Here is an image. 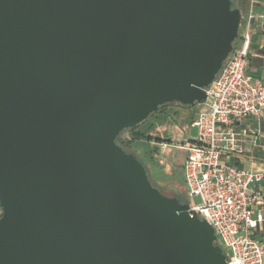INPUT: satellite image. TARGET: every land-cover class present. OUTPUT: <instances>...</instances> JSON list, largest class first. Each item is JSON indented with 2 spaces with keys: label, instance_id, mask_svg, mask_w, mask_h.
I'll return each instance as SVG.
<instances>
[{
  "label": "water",
  "instance_id": "water-1",
  "mask_svg": "<svg viewBox=\"0 0 264 264\" xmlns=\"http://www.w3.org/2000/svg\"><path fill=\"white\" fill-rule=\"evenodd\" d=\"M243 19L233 0H0V264H228L117 138L203 102Z\"/></svg>",
  "mask_w": 264,
  "mask_h": 264
},
{
  "label": "built area",
  "instance_id": "built-area-1",
  "mask_svg": "<svg viewBox=\"0 0 264 264\" xmlns=\"http://www.w3.org/2000/svg\"><path fill=\"white\" fill-rule=\"evenodd\" d=\"M252 17L244 15L242 45H235L206 89L203 108L192 122L198 136L184 146L188 150L184 163L188 192L202 200L191 209L212 225L218 242L229 250L228 264H264V243L255 235L264 223V196L250 189L251 183L264 180V173L222 160L224 154L242 152L240 137L248 134L246 120L264 110V82L254 81L246 67Z\"/></svg>",
  "mask_w": 264,
  "mask_h": 264
},
{
  "label": "rangeland",
  "instance_id": "rangeland-1",
  "mask_svg": "<svg viewBox=\"0 0 264 264\" xmlns=\"http://www.w3.org/2000/svg\"><path fill=\"white\" fill-rule=\"evenodd\" d=\"M243 30L244 22L240 32ZM202 108V104L197 103L189 107L175 105L166 111L155 112L135 127L139 132L152 136V139L138 138L131 143L132 151L147 164L156 186L168 196L179 197L190 207L199 205L202 200L198 195H189L184 170L186 154L182 146L186 145L190 138H197L198 128L192 126V121ZM123 136L128 137V131L124 132ZM157 137L160 139H156ZM161 140L167 142L168 146L164 148ZM219 244L228 254L229 250L222 243Z\"/></svg>",
  "mask_w": 264,
  "mask_h": 264
},
{
  "label": "crops",
  "instance_id": "crops-1",
  "mask_svg": "<svg viewBox=\"0 0 264 264\" xmlns=\"http://www.w3.org/2000/svg\"><path fill=\"white\" fill-rule=\"evenodd\" d=\"M249 14L253 17L249 29L251 47L246 67L254 81L264 82V0H248L244 15L248 16ZM245 33L244 26V30L240 32V39L236 42L237 47L242 45ZM245 126L248 129V134L240 137L242 152L224 154L222 160L249 172L264 173V110L261 115L247 119ZM195 139L190 138L187 142H192ZM184 146L182 148L187 158L188 150ZM250 189L258 191L264 196V180L251 183ZM255 235L264 243V223L262 229H256Z\"/></svg>",
  "mask_w": 264,
  "mask_h": 264
},
{
  "label": "trees",
  "instance_id": "trees-1",
  "mask_svg": "<svg viewBox=\"0 0 264 264\" xmlns=\"http://www.w3.org/2000/svg\"><path fill=\"white\" fill-rule=\"evenodd\" d=\"M247 2H248V0H233V7L241 8L243 10V13H244L246 6L248 5ZM240 36H241V34H239V37L237 38L236 42L240 39ZM236 42H235V45H236ZM126 131H128V133H129L128 137L123 136L124 132H126ZM138 138L152 139V136H149V135H146L144 133L139 132L137 130V128H132V129L124 130L118 136L117 143L120 144L125 150L133 152L131 143L133 140L138 139ZM156 139H160V138L157 137ZM161 141H164V140H161ZM151 181H152V179H151ZM152 183L156 186V184L153 181H152ZM1 215H0V217H1Z\"/></svg>",
  "mask_w": 264,
  "mask_h": 264
},
{
  "label": "flooded vegetation",
  "instance_id": "flooded-vegetation-1",
  "mask_svg": "<svg viewBox=\"0 0 264 264\" xmlns=\"http://www.w3.org/2000/svg\"><path fill=\"white\" fill-rule=\"evenodd\" d=\"M175 105H182V104H179V103H167V104L162 105V106L159 108L158 111H160V110H164V111H166V110H168L169 108H171V107H173V106H175ZM183 106H184V105H183ZM185 107H187V106H185ZM158 111H157V112H158Z\"/></svg>",
  "mask_w": 264,
  "mask_h": 264
}]
</instances>
